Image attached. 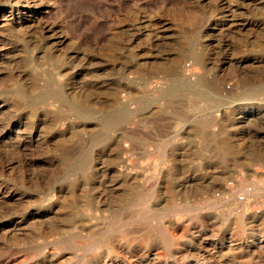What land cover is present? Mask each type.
<instances>
[{
  "label": "rangeland",
  "instance_id": "1",
  "mask_svg": "<svg viewBox=\"0 0 264 264\" xmlns=\"http://www.w3.org/2000/svg\"><path fill=\"white\" fill-rule=\"evenodd\" d=\"M0 30V264H264V0H0Z\"/></svg>",
  "mask_w": 264,
  "mask_h": 264
},
{
  "label": "built area",
  "instance_id": "2",
  "mask_svg": "<svg viewBox=\"0 0 264 264\" xmlns=\"http://www.w3.org/2000/svg\"><path fill=\"white\" fill-rule=\"evenodd\" d=\"M253 191V188L251 186H246L245 188H243L242 192L238 194V200L244 202L247 206V204H249L250 202L248 201V195L251 194ZM217 195H220V192L216 193Z\"/></svg>",
  "mask_w": 264,
  "mask_h": 264
},
{
  "label": "bare ground",
  "instance_id": "3",
  "mask_svg": "<svg viewBox=\"0 0 264 264\" xmlns=\"http://www.w3.org/2000/svg\"><path fill=\"white\" fill-rule=\"evenodd\" d=\"M15 1H16V0H15ZM9 3H10V2H9ZM17 3H18V2H17ZM13 5H14V4H13ZM49 5H50V4H49ZM10 7H11V6H10ZM3 9H4V8H3ZM4 17H5V16H4ZM4 17H2V18H4ZM1 24H2V23H1ZM3 26H4V25H3ZM1 31H3V30H0V32H1ZM0 39H1V38H0ZM183 67H184V66H183ZM174 69H176V68H174ZM117 161H118V160H117ZM74 203H75V202H74ZM71 208H72V207H71ZM81 208H82V207H81ZM93 210H94V212H98V211H100L99 209H96V208L93 209ZM91 215H92V214H91ZM96 215H97V213H96ZM94 218H95V217H94ZM165 241H166V240H165ZM105 242H106V243H109V240H106ZM166 242H167V241H166Z\"/></svg>",
  "mask_w": 264,
  "mask_h": 264
}]
</instances>
